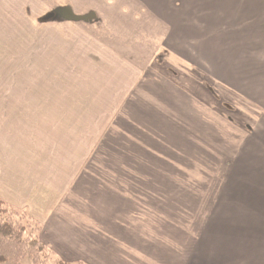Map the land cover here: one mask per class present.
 <instances>
[{
    "label": "crops",
    "instance_id": "crops-1",
    "mask_svg": "<svg viewBox=\"0 0 264 264\" xmlns=\"http://www.w3.org/2000/svg\"><path fill=\"white\" fill-rule=\"evenodd\" d=\"M45 1L47 12L33 16L40 24L103 22L106 32L114 35L118 33L105 25L111 23L108 17L118 8L129 7L125 5L128 0ZM139 6L141 11L136 8L137 15L132 21L130 51H124L115 42L110 44L113 51H90L91 59L86 64L67 60L65 69H50L51 82H45L40 99L33 101L43 105L34 119L50 122V127L45 124L39 130L49 137L45 140L60 148L61 165L56 167V159H51L49 166H44L45 160H36L35 167L47 171L45 178L35 181L46 194L22 208L41 223L42 240L62 255L66 253L64 256L71 262L77 258L70 253L76 252L82 256L79 259L94 264H264V146L254 149L256 141L264 143V136L259 131L253 133L251 127L243 128L242 139L237 141L243 147L241 153L238 150L236 154L232 135L230 159L226 161L232 170L221 195L217 196L212 218L197 229L200 239H196L192 253L186 255L187 244L183 242L194 241L196 237L186 233L184 222L172 227L170 212L164 206L169 200L164 194L151 193L156 196L149 206L154 210V220L140 224L145 233L135 229L139 225L137 220L132 219L130 225L123 223L124 208H136L138 204L137 198L128 197L130 191L122 189L128 168L177 167L187 163L168 159L133 164L123 159L118 135L131 137V144L145 152L200 151L203 143L206 150H212L213 143L217 145L216 135L211 139L202 136L210 135L208 129L218 118L213 106L217 85L212 80L215 78L194 64L199 63L197 53L186 46L182 36L190 29L180 26L182 22L169 14V25L157 17L158 22L155 16L146 14L142 4H132ZM90 8L103 10L84 14ZM26 14L32 18L34 13L25 10ZM120 18L122 15L116 16L118 23L122 22ZM171 22L177 27H171ZM173 35L177 36L175 40H171ZM77 70L74 75L69 74ZM185 70L199 74L198 78L190 79ZM46 91L51 95H46ZM204 95L209 101L203 100ZM110 156L114 159H109ZM38 174L42 176V170ZM145 178L150 180L147 184L163 187L162 184L176 177L145 175ZM0 184L1 188L10 186V193L5 194L2 189L4 194L0 198L15 204L14 179ZM112 184L121 186L112 188ZM156 214L161 215L157 220ZM102 230L124 234L121 240L116 239L122 243L112 245L108 236L97 243L93 235Z\"/></svg>",
    "mask_w": 264,
    "mask_h": 264
},
{
    "label": "rangeland",
    "instance_id": "rangeland-1",
    "mask_svg": "<svg viewBox=\"0 0 264 264\" xmlns=\"http://www.w3.org/2000/svg\"><path fill=\"white\" fill-rule=\"evenodd\" d=\"M42 1L37 3L35 0H0V183L14 179L13 193L17 197L13 200L15 204L0 199L14 209L15 219L27 225L28 233L25 237L34 238L36 233L34 225L37 227L40 222L22 207L27 202L31 205L36 203L41 194H46L36 182L45 178L47 171L43 168L39 170L35 167V162L37 159L45 160L44 166H49L50 160L56 159V167L61 164L58 156L60 148L45 140L49 137L39 130L45 124L50 127V122L34 119L35 112L40 111L43 105L33 101L40 99V92L46 89L45 82H51L52 78L49 75L52 67L65 69L67 60L76 64H86L91 59L90 51H113L110 44L115 42L124 51H130L133 17L137 15V9L140 8L141 11V6L132 7V4H142L144 11L147 10L146 14L155 16L158 22L161 19L160 22L165 21L169 25L170 20L167 17L169 14L182 22L180 26L190 29L187 35L182 36L187 41L186 46L197 53L199 63L194 64L217 79L212 80L217 85L218 94L213 106L217 109L215 114L218 118L213 120L212 126L208 129L210 135L202 134L203 138L209 139L216 135L217 145L213 143L212 150H206L203 143L204 145H201L203 149L200 151L145 152L139 146L131 144V137L122 135L116 137L118 146L124 150L123 159L130 160L133 164L146 160L186 161V166L128 168L127 181L122 184V189L130 191L128 197L137 198L138 204L136 208H124L123 223L130 225L132 219L137 220L136 224L139 225L135 229L145 233L140 224L154 220L152 213L154 210L149 206L153 203L152 198L156 196L151 193L164 194L169 200L164 206L165 210L170 212L172 227H178L184 222L187 225L186 233L196 237L194 241L187 239L183 242L187 244L186 255H189L193 251L196 239H200L197 238L198 227L212 218L217 196L221 195L232 170L226 163L230 159L231 153L228 148L232 135L236 154L238 150V153L244 151L237 142L242 139L243 128L251 127L254 131L250 130L251 133L259 131L264 136V0H128L125 5L129 7L118 8L116 13H112L111 18L108 17L111 23L105 24L118 33L115 35L106 32L103 22L40 24L33 16L40 15V11L47 12L48 2ZM25 10L28 12L30 10L31 15L34 13L32 18L27 17V14L24 16ZM98 10L101 9L90 8L83 12L87 14ZM117 15H122L121 23L117 22ZM211 16L213 18H210ZM171 24V27H177L176 23ZM121 32L127 34L121 35ZM175 36H171V40H175ZM93 65H97V62ZM77 72L78 70L74 73L71 71L69 74L74 75ZM184 72L190 79L198 78L199 75L188 73L187 70ZM74 78L71 77L72 80ZM46 95L51 94L46 91ZM203 100L209 101L205 95ZM260 142L256 141L254 149L259 146L263 148L264 143ZM135 146L138 150H129ZM253 153L257 154V151ZM109 159L114 157L110 156ZM191 161L213 163L193 164ZM38 170L39 172L42 170V176L38 174ZM145 175L176 178L171 179L168 184H162L165 187L163 188L161 185L147 184L150 180L147 178L143 180ZM1 186L0 195L10 193V186L7 184L4 188ZM111 186L113 188L121 185ZM48 191L47 195L51 193L49 189ZM174 197L180 198L173 200ZM158 216L156 214V220ZM114 232L96 231L93 235L96 238L94 240L100 243L102 237L108 236V241L112 245L122 243L116 239L121 240L124 234ZM56 239L60 238L57 236ZM29 245L31 246L29 250L33 251L30 252L24 246L20 254L22 258L20 264H60V261L69 264H94L92 261L88 263L86 260L83 261L84 259H79L82 256L76 252L70 253L77 258L75 262H71L64 256L66 253L62 255L58 249L49 246L39 250L38 246ZM75 251L81 252L78 249Z\"/></svg>",
    "mask_w": 264,
    "mask_h": 264
},
{
    "label": "trees",
    "instance_id": "trees-1",
    "mask_svg": "<svg viewBox=\"0 0 264 264\" xmlns=\"http://www.w3.org/2000/svg\"><path fill=\"white\" fill-rule=\"evenodd\" d=\"M14 209L8 206L3 200L0 199V264H20V254L25 249L29 250L32 244L34 247L38 246L39 250L49 247L41 238L42 225L36 227L34 231V238L25 237L27 235V225L21 223L20 220L15 219ZM35 222V221H34ZM36 223V222H35ZM26 238V239H25ZM30 239V241H29ZM30 242V243H29ZM33 251V249H31ZM31 250H29L31 252ZM29 252V253H30ZM20 257V258H18ZM60 264H69L65 261L59 262Z\"/></svg>",
    "mask_w": 264,
    "mask_h": 264
}]
</instances>
